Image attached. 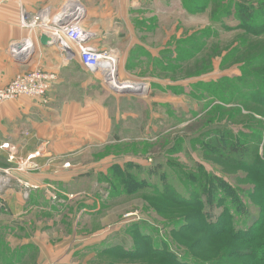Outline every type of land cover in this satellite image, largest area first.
<instances>
[{"label":"rangeland","instance_id":"1","mask_svg":"<svg viewBox=\"0 0 264 264\" xmlns=\"http://www.w3.org/2000/svg\"><path fill=\"white\" fill-rule=\"evenodd\" d=\"M127 9L131 23L109 49L117 81L143 94L116 93L99 73L113 97L96 93V123L57 124L88 142L67 161L9 144L25 162L39 153L36 169L17 171L0 140V170H16L0 173V264H264V0ZM65 169L93 171L95 192L26 178ZM13 199L28 206L12 215ZM260 223L253 239L232 230Z\"/></svg>","mask_w":264,"mask_h":264},{"label":"crops","instance_id":"2","mask_svg":"<svg viewBox=\"0 0 264 264\" xmlns=\"http://www.w3.org/2000/svg\"><path fill=\"white\" fill-rule=\"evenodd\" d=\"M66 1L0 0V88L7 86L18 75L35 70L56 77L47 104L21 99L0 105V140L2 144L18 145L21 153H24L22 152L24 149L32 152L45 150L47 152L44 151L46 155L44 158L51 155L58 157L61 162L67 161L69 157L79 156L80 150H83L88 142L67 139L66 134L61 132L62 127L57 124H95V114L99 109V105L96 104V93L98 92L102 103H106L105 101L112 95L103 88L99 74L88 70L78 55L69 60L57 45L43 46L41 37L43 35L51 37L44 28L39 27L32 35L35 52L27 63L17 62L11 53V47L31 35L29 30L21 26L23 11L34 15L47 8L55 16ZM81 2L86 9L83 26L93 34L91 45L98 50L113 51L114 49H109L112 48V42L120 38L124 33H121V29L125 27L127 30L131 23L127 9L129 0H81ZM77 93L81 99L70 98ZM103 111L106 109L103 108ZM78 148L80 149L77 151ZM29 154L31 152L27 156ZM44 158L42 160H45ZM100 174L104 175L105 172L97 176ZM93 175H95L93 171L89 170L79 173L76 169H65L56 176L51 173L27 174L26 178L32 185L40 187L43 186L45 179L51 177V181L54 178L57 180L56 183L60 182L62 187H66V192L71 193L81 189L77 183V180H80L79 182L85 186L92 184L91 189L95 192ZM32 192L34 194L38 191ZM23 205L28 206V203L21 204L15 199L10 200L8 212L13 215L17 208L25 209ZM8 212L6 213L9 214Z\"/></svg>","mask_w":264,"mask_h":264},{"label":"built area","instance_id":"3","mask_svg":"<svg viewBox=\"0 0 264 264\" xmlns=\"http://www.w3.org/2000/svg\"><path fill=\"white\" fill-rule=\"evenodd\" d=\"M85 18L86 9L81 0H67L55 16L47 8L40 10L34 15L23 11L21 14V26L29 30L31 35L23 41L12 45L11 53L15 59L28 61L35 52L32 35L39 27L41 29L44 28L67 59L73 60L78 55L88 70L102 75L106 84L110 86V82L113 81L115 84L120 85L116 74L117 54L112 50H98L91 45L93 34L84 28L83 22ZM61 21L64 23L63 26H60ZM55 79L54 75L41 70L20 74L7 86L0 88V105L21 99L35 100L42 104H47ZM111 85L113 86L112 88L119 89L117 85ZM5 148L9 149V162L16 163L17 171L23 170L27 172L36 169V166L33 163H29V161L37 160L39 153L29 157L25 162L23 159H17L18 151L9 144ZM27 166H30V168L26 169ZM16 170L14 168V174L9 169L0 170V173H3L5 177L11 173L15 177ZM3 182L4 179L0 181V186H3ZM31 189L29 187V191Z\"/></svg>","mask_w":264,"mask_h":264},{"label":"trees","instance_id":"4","mask_svg":"<svg viewBox=\"0 0 264 264\" xmlns=\"http://www.w3.org/2000/svg\"><path fill=\"white\" fill-rule=\"evenodd\" d=\"M262 8V7H261ZM264 10V9H263ZM251 15L252 14H248L247 12H246V10H243L242 12H241V14L239 15V17H240V20L241 21H243V22H245V23H249L250 22V19H251ZM231 145V144H230ZM231 150V152H236V150H234V149H232V145L229 147ZM234 148V147H233ZM233 222V221H232ZM232 222H230V223H228V226H230V225H233L232 224ZM216 225V224H215ZM226 225H227V222H226ZM225 225V226H226ZM225 226L223 227V228H225ZM260 226H261V223L258 225V224H256L254 227H253V230L252 231H250V232H248L247 234H244L243 233V231L242 230H240L238 227H236V229L235 228H232V230L234 231V233H235V236H238V235H240L241 237H245L246 239H253L250 235H253L254 234V232L255 231H257L259 228H260ZM212 227V229H213V225L211 226ZM222 228V229H223ZM222 229H218L219 231L220 230H222ZM215 230V229H214Z\"/></svg>","mask_w":264,"mask_h":264},{"label":"water","instance_id":"5","mask_svg":"<svg viewBox=\"0 0 264 264\" xmlns=\"http://www.w3.org/2000/svg\"><path fill=\"white\" fill-rule=\"evenodd\" d=\"M63 25H64V23H63V21H61L60 22V26H63ZM41 43H42L43 46H46V47L51 46V45H56V43L53 41V39L50 36H48V35H43L41 37ZM15 60L17 62L21 63V64H25V63L28 62V61H22V60H20L18 58H16ZM112 90H114L116 93H119V94L141 95V92H138V91H135V90H132V89L131 90L128 89V90L120 91L119 89L112 88Z\"/></svg>","mask_w":264,"mask_h":264},{"label":"bare ground","instance_id":"6","mask_svg":"<svg viewBox=\"0 0 264 264\" xmlns=\"http://www.w3.org/2000/svg\"><path fill=\"white\" fill-rule=\"evenodd\" d=\"M120 85H117L119 88H121V90H128V89H132L138 92H141L140 88V84L137 83H132V82H120ZM142 89V88H141Z\"/></svg>","mask_w":264,"mask_h":264}]
</instances>
